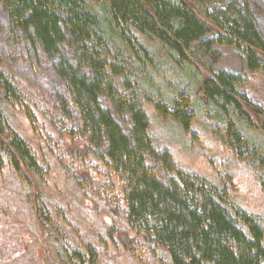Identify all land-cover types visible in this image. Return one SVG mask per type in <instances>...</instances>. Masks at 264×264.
Returning a JSON list of instances; mask_svg holds the SVG:
<instances>
[{
  "label": "trees",
  "instance_id": "16d2710c",
  "mask_svg": "<svg viewBox=\"0 0 264 264\" xmlns=\"http://www.w3.org/2000/svg\"><path fill=\"white\" fill-rule=\"evenodd\" d=\"M252 1L243 0L238 7L237 0H229L203 10L197 0H0L9 25L8 38L17 40L16 33L31 49L38 48L49 60L59 61L56 74L63 91L54 92L59 111L53 112L47 105L32 106L48 126L65 113L75 124L71 130L84 142L81 149H71L86 158L73 174L81 189L76 195L81 198L80 212L89 214L82 204L89 197L104 205L83 226V232H93L95 225L100 228L97 234L114 253L113 257L104 253L105 259L108 255L121 264L130 260L146 264L148 257L155 264H264L262 224L244 211L231 212L222 206L215 200V189L204 179L178 168L169 149L156 148L142 106L147 94L137 88L139 73L134 69L136 65L148 67L143 57L153 62L152 56L158 52L149 48L152 40L165 49L167 58L174 54V60L198 71L203 66L197 50L207 55L214 45L232 47L244 56L249 70L264 74V38L255 22ZM169 65L177 70L172 61ZM203 70L206 73L200 71L203 75L196 90L214 106V116L193 103L185 85L177 89L175 97L159 99L156 111L174 119L184 131L197 113L206 120L219 118L222 123L210 128L219 137L229 136V144L243 146L245 140L229 114L264 137V110L240 93L241 76ZM16 90L0 61V101L1 96L8 102L17 99L21 95ZM115 114L126 117L127 129ZM36 117L28 114L32 126ZM251 151L256 154L258 149L252 147ZM149 158L166 179L150 166ZM259 159L264 166V156ZM5 165L9 181L18 184H31L29 175L39 170L36 153L0 105V170ZM5 204L19 207L16 201ZM71 210L79 213L78 208ZM24 213L47 231L41 232V238H50L54 264L101 261L93 242L64 220L60 207L49 211L45 198L33 195ZM238 224L248 229L251 238ZM6 228L0 225V237L7 240L0 242V252L5 255L0 264H16L3 246L30 243L21 241L17 232H5Z\"/></svg>",
  "mask_w": 264,
  "mask_h": 264
},
{
  "label": "rangeland",
  "instance_id": "374dc122",
  "mask_svg": "<svg viewBox=\"0 0 264 264\" xmlns=\"http://www.w3.org/2000/svg\"><path fill=\"white\" fill-rule=\"evenodd\" d=\"M227 1L229 0H197L203 10H210L212 6H220ZM237 2L238 7L243 4V0ZM251 7L257 28L264 38V0H253ZM8 30L6 15L0 8V61L6 68L9 80L15 84L19 89L16 91L21 95L17 99H11L10 102L1 96L0 105L10 124L36 153L39 170L29 175L31 184L9 181V168L7 170L6 165L0 170V225L7 226L5 232H17L21 241L27 240L30 243L17 246L5 244L6 246L3 247L5 250L7 247V252H10L9 257L14 259L16 264H54L50 238H41V232L47 231L39 227L31 216L24 213L25 208L33 201V195H37L39 199L45 198L49 211L53 212L59 207L64 211V220L75 226L77 230L80 229L82 236L93 242L103 264L106 262L121 264L116 260L108 259V255L105 259L104 253L110 252L112 257L114 253H111L110 244L104 246V238L97 234L100 228L95 225L93 232H83V226L89 221L91 223L94 212L100 214L104 205L97 199L89 197L86 199V205L82 202L90 211L89 214L80 212L81 198L76 193L81 189L75 181L76 175L73 174L79 171L80 164L86 158L80 156L79 152L71 151V149L77 151L79 150L77 148L81 149L85 146L77 132L71 130L75 124L63 113L59 115L56 124L48 126L32 106L35 104L44 108L47 105L54 110L53 112L59 111L54 98V92L63 91L62 81L56 74L59 61L57 58L49 60L38 48L31 49L24 41H20L16 33L17 40H10ZM148 44L149 48H154L158 52L157 55L152 56V63L143 57L147 68H139L136 65L137 68L134 66V69L139 73L136 79L139 84L137 88L147 94L142 106L150 121L149 131L156 148L160 151L169 149L178 168L204 179L215 189V200L222 206L231 212L244 211L255 217L264 227V166L260 164L259 159V156H264V137L256 131L247 129L242 122L229 114L228 118L242 132L246 146L229 144L227 142L229 136L219 137L210 128V125L222 123L219 118L211 119V117L206 120L203 114L197 113L189 130L184 131L183 126L169 116H162L154 107L163 97L166 100L175 97L178 93L177 89L180 90L185 85L186 90L192 94L193 103L195 102L202 111L214 116L216 111L214 106L197 94L196 90L205 67L213 71L225 70L239 74L240 93L264 110V74L249 70L244 56L232 47L214 45L213 52L207 55L202 49L197 50L196 54L203 66L199 68L202 74L189 64L174 60V54H171V59L167 58L165 49L158 42L151 40ZM108 56L112 58L110 53ZM170 61L177 70L169 65ZM2 89L5 90L6 86H2ZM6 103H10V108ZM29 113L37 115L36 120H33V126L28 118ZM115 116L127 129L126 117L122 118L116 114ZM191 133H195L196 137ZM252 147L258 149L256 154L251 151ZM82 152L84 153V150ZM148 163L157 171L161 179H166L163 170L157 168L155 162L149 158ZM64 164L67 169L64 168ZM7 200L19 202V207L16 209L9 207L5 204ZM52 204L56 205L53 207ZM72 207L78 208L79 213L73 214ZM238 226L244 230L247 237L251 238V233L244 225L238 224ZM118 228L123 230V227ZM37 232L40 235H37ZM4 241L7 240L0 237V242ZM157 250L164 253L163 249ZM3 256L5 255L0 252V257ZM120 257L121 255L117 259ZM147 260L150 262L146 264H155L151 257ZM122 264L141 263L130 260L122 261Z\"/></svg>",
  "mask_w": 264,
  "mask_h": 264
},
{
  "label": "flooded vegetation",
  "instance_id": "af4514ba",
  "mask_svg": "<svg viewBox=\"0 0 264 264\" xmlns=\"http://www.w3.org/2000/svg\"><path fill=\"white\" fill-rule=\"evenodd\" d=\"M86 264H88V262H86ZM97 264H103V262L102 261H98ZM106 264H108V263L106 262Z\"/></svg>",
  "mask_w": 264,
  "mask_h": 264
}]
</instances>
